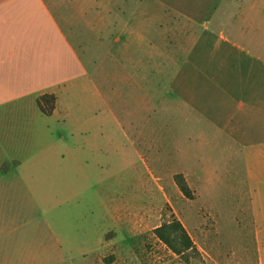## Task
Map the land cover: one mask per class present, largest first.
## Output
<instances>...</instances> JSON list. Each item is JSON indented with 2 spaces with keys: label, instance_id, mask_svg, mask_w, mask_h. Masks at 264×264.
<instances>
[{
  "label": "crops",
  "instance_id": "obj_1",
  "mask_svg": "<svg viewBox=\"0 0 264 264\" xmlns=\"http://www.w3.org/2000/svg\"><path fill=\"white\" fill-rule=\"evenodd\" d=\"M222 4L227 9L204 24L174 13L166 52L141 29L151 50L128 58L124 121L114 104L115 73L102 72L92 54L93 43L101 44L100 12L86 11L81 0H0V264H83L96 255L79 218L67 223L53 214L84 210L90 150L116 148L118 127L147 172L151 158L162 167L172 156L170 140L185 164L243 166L253 187L256 264H264V9L260 0ZM217 15L221 24L212 27ZM182 19L198 23L185 43ZM73 38L87 43V56ZM45 95L56 98L51 116L38 106ZM92 136L104 141L94 144ZM170 170L189 181L197 176L187 167Z\"/></svg>",
  "mask_w": 264,
  "mask_h": 264
},
{
  "label": "rangeland",
  "instance_id": "obj_2",
  "mask_svg": "<svg viewBox=\"0 0 264 264\" xmlns=\"http://www.w3.org/2000/svg\"><path fill=\"white\" fill-rule=\"evenodd\" d=\"M81 1L85 2L86 11L93 9L104 18L100 32L95 33L101 35V44L93 43L92 54L102 72L112 77V72L115 73L118 84L114 86L117 92L114 104L124 121V110H128V69H131L128 58L135 55L140 59L142 47L151 50L141 29L152 34L150 37L154 42L158 40L159 49L166 52L173 45L171 16L174 13L192 14L200 18L199 24H204L213 11L223 12L228 7L222 0H176L178 4H174L175 0ZM260 3L263 12L264 0ZM220 19L217 15L212 27L219 26ZM179 24L181 43H185L188 30L198 28V23L182 19ZM77 40L73 38L74 44L87 56V43L80 46ZM114 134L111 136L116 148L98 149L94 144L104 140L91 137L94 148L90 153L95 161L85 166L89 178L85 180L84 210L66 218L62 212L53 214V219L67 223H76L79 218L78 226L84 230L86 245L90 244L96 252L99 250L83 264H96L99 254L100 264L257 263L259 239L252 226L253 187L243 166L218 160L205 164L201 159L185 164L174 158L170 140L172 156L165 157L162 167L156 166L151 158L149 165L153 171L147 172L141 158L128 146L122 128H116ZM169 134L172 136V132ZM179 167H187L197 176L189 181L183 173L170 170ZM176 176L185 179L194 199L182 194ZM174 221L181 223L194 245L193 250L181 255L174 253L156 233Z\"/></svg>",
  "mask_w": 264,
  "mask_h": 264
},
{
  "label": "trees",
  "instance_id": "obj_3",
  "mask_svg": "<svg viewBox=\"0 0 264 264\" xmlns=\"http://www.w3.org/2000/svg\"><path fill=\"white\" fill-rule=\"evenodd\" d=\"M37 102L44 115L51 116L53 114L56 104L55 96L45 95L40 97ZM175 181L186 198L194 199L191 189L182 176H176ZM156 233L176 254L181 255L188 250L194 249L192 240L179 221H174L172 225L157 229Z\"/></svg>",
  "mask_w": 264,
  "mask_h": 264
}]
</instances>
